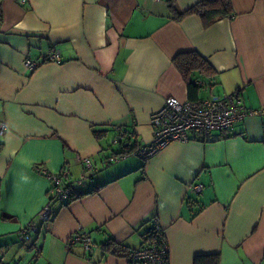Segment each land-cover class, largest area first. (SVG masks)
I'll use <instances>...</instances> for the list:
<instances>
[{
  "label": "crops",
  "instance_id": "0c3cea01",
  "mask_svg": "<svg viewBox=\"0 0 264 264\" xmlns=\"http://www.w3.org/2000/svg\"><path fill=\"white\" fill-rule=\"evenodd\" d=\"M169 1L0 0V264H128L154 218L170 264L210 253L219 264H264V116L210 140L193 133L148 159L103 164L123 145L151 140L150 114L166 97L188 99L177 54L196 51L214 70L190 75L198 98L240 89L248 109L264 110V0H230L232 14L208 24L174 18ZM199 1L172 3L182 13ZM53 51L59 61L43 59ZM26 57L39 65L27 69ZM117 126L128 143L113 142ZM37 165L93 182L51 202ZM27 225L34 230L20 239ZM78 232L89 233L92 252L70 243ZM110 239L124 255L102 249Z\"/></svg>",
  "mask_w": 264,
  "mask_h": 264
},
{
  "label": "built area",
  "instance_id": "2783aa9c",
  "mask_svg": "<svg viewBox=\"0 0 264 264\" xmlns=\"http://www.w3.org/2000/svg\"><path fill=\"white\" fill-rule=\"evenodd\" d=\"M43 59L59 61L58 52L53 51ZM24 66L33 70L39 65V61H34L28 57L24 59ZM248 115L264 116V110L248 109L245 106L240 89L229 94L210 95L196 100H179L176 97H166L160 108L150 114L152 125V138L146 143L137 144L131 151L110 155L103 159V164L108 166L112 162L136 155L143 159H148L158 151L165 148L171 142L188 141L193 133L201 134L205 139H214L212 132H225L229 130L237 121H241ZM5 123L0 122V133L4 130ZM131 134L123 127H116L114 143H124ZM84 169L93 174L96 169L92 166L88 158L79 159ZM35 170L51 180L48 190L50 201H68L75 195V186L83 185L84 180L93 182L92 176H86L85 172L75 181L69 179L67 169L60 173H49L46 168L37 165ZM203 189L202 184L191 186L192 192L199 194ZM41 217L44 221L52 215V207L48 203L41 210ZM152 237L144 242L140 247L130 249L126 258L128 264H170L169 249L164 235V231L158 220H152ZM34 230V226L27 225L21 232L20 239H28V232ZM71 244L80 243L85 250L92 252L95 243L89 233L78 232L70 239ZM17 264V263H11Z\"/></svg>",
  "mask_w": 264,
  "mask_h": 264
},
{
  "label": "trees",
  "instance_id": "16d2710c",
  "mask_svg": "<svg viewBox=\"0 0 264 264\" xmlns=\"http://www.w3.org/2000/svg\"><path fill=\"white\" fill-rule=\"evenodd\" d=\"M168 6L170 12H172L174 18L176 19H180L184 15L188 14H197L203 19L206 24L214 22L217 19L230 16L232 14V6L230 0H201L182 13H177L174 10L172 0L169 1ZM173 63L185 79L188 90V99H198V93L201 87L197 82H194L191 79L190 75L193 72H199L202 75L210 77L214 74L212 66L196 51L177 54L173 58ZM128 140L126 141L127 143ZM135 146L136 145H132L130 147L126 145L125 147L123 145L124 148H122L117 153L129 152ZM152 234L153 233L151 232V229H148L144 235V242L149 240L153 236ZM102 249L117 255H124L127 251L124 246L111 239L102 244ZM192 264H219V255L216 253L198 254L194 256Z\"/></svg>",
  "mask_w": 264,
  "mask_h": 264
},
{
  "label": "rangeland",
  "instance_id": "374dc122",
  "mask_svg": "<svg viewBox=\"0 0 264 264\" xmlns=\"http://www.w3.org/2000/svg\"><path fill=\"white\" fill-rule=\"evenodd\" d=\"M112 146H113V147H115V146L118 147L119 145H117V144H112Z\"/></svg>",
  "mask_w": 264,
  "mask_h": 264
}]
</instances>
